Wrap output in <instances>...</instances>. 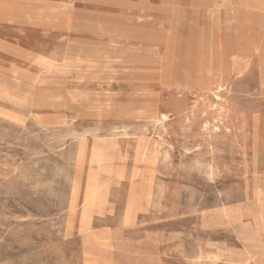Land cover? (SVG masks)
Instances as JSON below:
<instances>
[{
    "label": "rangeland",
    "instance_id": "1",
    "mask_svg": "<svg viewBox=\"0 0 264 264\" xmlns=\"http://www.w3.org/2000/svg\"><path fill=\"white\" fill-rule=\"evenodd\" d=\"M6 53L22 74L0 84L33 103L0 99V264H264V0H0ZM94 145L120 176L92 157L76 166ZM87 172L106 194H83ZM95 193L102 251L88 254L79 214Z\"/></svg>",
    "mask_w": 264,
    "mask_h": 264
},
{
    "label": "bare ground",
    "instance_id": "2",
    "mask_svg": "<svg viewBox=\"0 0 264 264\" xmlns=\"http://www.w3.org/2000/svg\"><path fill=\"white\" fill-rule=\"evenodd\" d=\"M237 53V52H236ZM233 63V62H232ZM47 70H50L51 68L50 67H47L46 68ZM231 74V73H230ZM75 75V74H74ZM77 75V74H76ZM79 76V75H78ZM94 76H96V75H94ZM259 83V82H258ZM127 85V84H126ZM178 85V84H177ZM228 85V84H227ZM179 86V85H178ZM185 86V85H184ZM213 86V85H212ZM176 87V86H175ZM180 87V86H179ZM181 88V87H180ZM189 88V87H188ZM220 88H222L221 87V85H218V86H216V90H220ZM190 89V88H189ZM215 89V88H214ZM213 89V90H214ZM11 91V89L10 88H8V87H5V86H2L1 84H0V99H3V100H6V101H13V102H15L16 104H19V105H21V106H25V105H31L32 103H33V101H32V99H31V97L29 96V95H27V94H21L20 92H19V94L16 92V94H14V95H12V93L10 92ZM214 94V93H213ZM75 96V95H74ZM78 96H81V95H78ZM83 96H85V95H83ZM216 96H217V98H219V96H218V94H216ZM93 98H95V97H93ZM99 98V97H98ZM92 100V99H91ZM30 108V107H29ZM191 111V110H190ZM29 112H31V111H29ZM0 115H2V116H11L6 110H3V109H1L0 108ZM41 115V114H40ZM36 116V115H35ZM38 116V115H37ZM61 116V115H60ZM59 116V117H60ZM161 116L162 117H165L166 115H164V114H161ZM58 117V119H60ZM15 119V117L13 118V120ZM64 119V118H63ZM18 120V119H17ZM55 120V119H54ZM159 120V119H158ZM11 121V120H10ZM31 121V120H30ZM53 121V120H52ZM63 121V120H62ZM60 122V123H63V122ZM220 121V120H219ZM59 122V121H58ZM51 123V122H50ZM53 123H56V120H55V122H52V124ZM70 123V122H69ZM22 124H24V123H22ZM30 124V123H29ZM1 125H2V123H1ZM7 125V124H6ZM5 125V129H6V132H7V126ZM32 125H34V124H32ZM55 125V124H54ZM56 125H58V124H56ZM67 125V124H66ZM10 126V125H9ZM212 126V125H211ZM3 127V126H2ZM1 127V128H2ZM145 127V126H144ZM9 129H10V127H9ZM19 129V128H18ZM27 129V128H26ZM22 130V129H21ZM30 130V129H29ZM4 131V130H3ZM16 131V130H15ZM14 131V132H15ZM24 130H22V132H23ZM28 131V130H27ZM18 132V131H17ZM3 132L1 131V134H2ZM11 133V132H10ZM9 133V134H10ZM19 133H21V132H19ZM16 134V133H15ZM14 134V135H15ZM24 134V133H23ZM45 134V133H44ZM26 135H28V133L26 134ZM111 135V134H110ZM5 136V135H4ZM7 136V135H6ZM22 136V135H21ZM30 136H32V135H30ZM30 136H28L29 138H30ZM39 136V135H38ZM84 136V135H83ZM203 136V135H202ZM25 137V136H24ZM80 137V136H79ZM81 138V137H80ZM202 138H204V137H202ZM23 139V138H22ZM26 139V138H25ZM34 139V138H33ZM32 139V140H33ZM17 140H19V139H17ZM27 140V139H26ZM25 140V141H26ZM36 140H37V138H36ZM86 140V139H85ZM155 140V139H154ZM4 141V140H3ZM9 141V140H8ZM15 141V140H14ZM13 141V142H14ZM24 140H23V142H25ZM80 141V140H79ZM19 142H20V140H19ZM38 142H40V141H38ZM85 142V141H84ZM165 142V141H164ZM212 142V141H211ZM8 143V142H7ZM77 143H78V140H77ZM80 143H81V141H80ZM87 143V142H86ZM163 143V142H162ZM24 145L23 146H25V143H23ZM151 144V143H150ZM159 144V143H158ZM161 144V143H160ZM10 145V144H9ZM8 145V146H9ZM27 145V144H26ZM31 145V144H30ZM42 145V144H41ZM79 145V144H78ZM82 145V144H81ZM228 145H230V144H228ZM2 146V145H1ZM7 146V147H8ZM19 146V145H18ZM23 146H21V147H23ZM43 146H45V144L43 145ZM118 146V145H117ZM137 146V145H136ZM153 146V145H152ZM160 146V145H159ZM25 147H27V146H25ZM24 147V148H25ZM56 148H57V146H55ZM59 147V146H58ZM194 147H196V146H194ZM198 147V146H197ZM233 147V146H232ZM10 148H11V145H10ZM45 148V147H44ZM46 148H48V147H46ZM45 148V149H46ZM193 148V147H192ZM35 149V148H34ZM34 149H32L31 148V150H34ZM49 149V148H48ZM54 149V148H53ZM77 149V148H76ZM119 148H117V150H118ZM140 149V148H139ZM39 150V149H38ZM44 150V149H43ZM57 150V149H56ZM55 150V151H56ZM137 150V149H136ZM150 150V149H149ZM218 150V149H217ZM28 151H30V150H28ZM40 151H42V150H40ZM59 151V150H58ZM57 151V152H58ZM147 151V150H146ZM154 151V150H153ZM33 152V151H32ZM31 152V153H32ZM48 152V151H47ZM50 152V151H49ZM54 152V151H53ZM59 152H61V151H59ZM156 152V151H155ZM154 152V153H155ZM28 153V152H27ZM26 153V154H27ZM143 153H144V151H143ZM150 153V152H149ZM231 153H233V151L231 152ZM244 153V152H243ZM25 154V153H24ZM62 154V153H61ZM120 154V153H119ZM157 154V153H156ZM46 155V154H45ZM55 155H56V152H55ZM58 155V154H57ZM56 155V156H57ZM117 155V154H116ZM116 155H114V153L111 151V149L109 148V147H103V146H100V145H94L89 151H88V153H86V150H85V147L84 146H79V149L77 150V153H76V163H77V167H78V165H80L81 164V162L83 161L82 160V158H84L85 159V157L84 156H86V158L88 157V158H93L94 159V161L95 162H97V163H99V171L100 172H103L104 174H106V175H109L110 177H117V176H120L121 175V169L118 167V166H115V164H113V161L114 160H116L117 159V156ZM121 155V154H120ZM155 155V154H154ZM159 155V154H158ZM235 155V154H234ZM26 156V155H25ZM31 156V155H30ZM4 157V156H3ZM60 157V156H59ZM245 157V156H244ZM24 158V157H23ZM42 158H44L43 156H42ZM91 158V159H92ZM157 158V157H156ZM212 158V157H211ZM27 159V158H26ZM158 159V158H157ZM187 159H189V158H187ZM191 159V158H190ZM28 160V159H27ZM62 160V159H61ZM121 161H122V159H120ZM192 160V159H191ZM212 160V159H211ZM223 160V159H222ZM256 160V159H255ZM11 161V160H10ZM66 161V160H65ZM69 161V160H68ZM90 161V160H89ZM145 161H147V160H145ZM150 161V160H149ZM156 161H158V160H156ZM200 161H201V159H200ZM34 162V161H33ZM33 162H32V164H33ZM38 162V161H37ZM53 162V161H52ZM61 162V161H60ZM71 162V161H70ZM190 162V161H189ZM226 162V161H225ZM233 162V161H232ZM17 163V162H16ZM36 163V162H35ZM64 163V162H63ZM68 163V162H67ZM74 163V162H73ZM92 163V162H91ZM154 163H156L155 161H154ZM229 163V162H228ZM56 164V163H55ZM75 164V163H74ZM145 164H146V162H145ZM150 164V163H149ZM223 164V163H222ZM234 164V163H233ZM240 164V163H239ZM31 165V164H30ZM34 165V164H33ZM69 165H71V164H69ZM134 165V164H133ZM132 165V166H133ZM155 165V164H154ZM232 165V164H231ZM35 166H36V164H35ZM50 166V165H49ZM55 166V165H54ZM59 166H60V164H59ZM62 166V165H61ZM64 166V165H63ZM67 166H68V164H67ZM72 166V165H71ZM139 166V165H138ZM156 166V165H155ZM203 166V165H202ZM211 166V165H210ZM237 166H239V165H237ZM245 166V165H244ZM51 167V166H50ZM58 167V166H57ZM80 167H81V165H80ZM140 167V166H139ZM231 167H233V166H231ZM60 169H61V167H59ZM211 168V167H210ZM74 169V168H73ZM76 169V168H75ZM81 169V168H80ZM203 169V168H202ZM45 170V169H44ZM49 170V169H48ZM59 170V169H58ZM151 170H153V169H151ZM200 170V169H199ZM199 170H197V171H199ZM204 170H206V169H204ZM207 170H208V168H207ZM213 170V169H212ZM59 171H61V170H59ZM80 171V170H79ZM145 171V170H144ZM154 171V170H153ZM209 171V170H208ZM207 171V172H208ZM40 172H42V171H40ZM45 172H47V171H45ZM73 172V171H72ZM78 172V171H77ZM148 172V171H147ZM151 172V171H150ZM51 172L49 171V174H50ZM198 173V172H197ZM200 173H202V172H200ZM213 173V172H212ZM76 174V173H75ZM74 174V175H75ZM80 174V173H79ZM206 174V173H205ZM211 174V173H210ZM214 174V173H213ZM41 175V174H40ZM43 175V174H42ZM78 175V174H77ZM79 176V175H78ZM143 176V175H142ZM211 176V175H210ZM74 177V176H73ZM76 177V176H75ZM185 177V176H184ZM187 177V176H186ZM52 178V177H51ZM172 178V177H171ZM170 178V179H171ZM189 178H191V177H189ZM211 178V177H210ZM230 178V177H229ZM74 179V178H73ZM73 179H72V182H73ZM80 179V178H79ZM152 179V178H151ZM169 179V178H168ZM173 179V178H172ZM2 180V179H1ZM130 180V179H129ZM149 180V179H148ZM167 180V179H166ZM174 180V179H173ZM134 181V180H133ZM172 181V180H171ZM199 181V180H198ZM143 182V181H142ZM150 183H152L151 181H149ZM149 182H148V184H149ZM202 182V181H201ZM5 183V182H4ZM35 183V182H34ZM145 183H147V182H145ZM191 183V182H190ZM205 183V182H204ZM214 183V182H213ZM255 183V182H254ZM7 184V183H6ZM72 184V183H71ZM114 184V183H113ZM183 184V183H182ZM194 184V183H193ZM20 185V184H19ZM79 185H80V183H79ZM97 186V187H102V189H101V191L104 193V194H106V192H105V189H104V183H102V184H99L98 183V175L96 174H90V173H88L87 172V175H86V180H85V186H84V192H83V194H87V191H88V189H86V187H89V186ZM115 185V184H114ZM226 185H227V183H226ZM225 185V186H226ZM73 186V185H72ZM113 186V185H112ZM151 186V185H150ZM149 186V187H150ZM263 186V185H262ZM261 186V187H262ZM7 188L9 187L8 185L6 186ZM76 187V186H75ZM74 187V188H75ZM80 187V186H79ZM142 187V186H141ZM143 187H144V185H143ZM153 187V186H152ZM186 187V186H185ZM184 187V185H183V188H185ZM190 187V186H189ZM224 187V186H223ZM260 187V186H259ZM261 187H260V189H261ZM73 188V187H72ZM146 188V187H145ZM187 188V187H186ZM216 188H217V186H216ZM99 189V190H100ZM149 189V188H148ZM152 189V188H151ZM230 189V188H229ZM257 189V188H256ZM17 190V189H16ZM45 190H46V188H45ZM53 190V189H52ZM51 190V191H52ZM72 190H74V189H71V192H72ZM78 190H79V188H78ZM150 190V189H149ZM186 190V189H185ZM197 190V189H196ZM195 190V191H196ZM218 190V189H217ZM227 189L225 188V191H226ZM231 190V189H230ZM13 191V190H12ZM37 191V190H36ZM40 191V190H39ZM7 192H8V189H7ZM30 193H31V191H29ZM33 192V191H32ZM70 192V193H71ZM147 192H149V191H147ZM197 192V191H196ZM259 192V191H258ZM11 193V192H10ZM13 193V192H12ZM26 193H28L27 191H26ZM54 193V192H53ZM209 192H207V194H208ZM221 193V192H220ZM222 193H224V191L222 192ZM226 193V192H225ZM228 193H229V191H228ZM262 193V192H261ZM260 193V194H261ZM5 194V193H4ZM56 194H57V192H56ZM74 194H76V193H74ZM77 194H79V193H77ZM101 194V193H100ZM182 194H183V192H182ZM189 194V193H188ZM197 194V193H196ZM200 194H202V193H200ZM212 194V193H211ZM9 195H11V194H9ZM224 195V194H223ZM240 195V194H239ZM259 195V194H258ZM257 195V196H258ZM6 196V195H5ZM15 196V195H14ZM147 196H148V193L146 194L145 193V191L143 190V189H141V191H139V192H136V191H131V194H130V196H129V200H128V206H127V208H126V212H124V213H126L125 215L127 216V217H129L130 216V218L134 215V203H135V201L138 199L140 202H141V204H142V206L145 204V201L147 200ZM200 196V195H199ZM217 196H218V194H217ZM231 196V195H230ZM3 197V196H2ZM241 197V196H240ZM239 197V198H240ZM243 197V196H242ZM204 198V197H203ZM210 198V197H209ZM214 198H217V197H214ZM226 198V197H225ZM225 198H223L224 200H226ZM231 198V197H230ZM238 198V199H239ZM197 199V198H196ZM257 199H259V196L257 197ZM257 199H256V201H257ZM102 200V199H101ZM100 200V198H99V193H95V194H93L92 195V200H91V203L88 205V212H82L81 214H79V227H80V229L82 230V231H84L85 232V237H86V239H84L85 240V245L84 244H82V245H84L85 246V251H86V253H88V254H90L91 253V251L95 248V250H97L98 252H101L102 251V245H101V243H99L98 244V247H97V245H96V242L94 241V239H91V237H89V233L90 232H92V231H90V232H88V228H89V225H90V222L92 221V219H93V217L95 218L96 216H93V214L94 213H100V211L104 208V204H106V201H101ZM195 200V199H194ZM204 200V199H203ZM202 200V201H203ZM212 200V199H211ZM214 200V199H213ZM242 200V199H241ZM149 201V200H148ZM201 201V202H202ZM214 201H217V199L216 200H214ZM239 201V200H238ZM115 202V201H114ZM147 202V201H146ZM188 202V201H187ZM259 202V201H258ZM151 203V202H150ZM182 203V202H181ZM185 203V202H184ZM194 203V202H193ZM199 203V202H198ZM197 203V204H198ZM218 203V202H217ZM77 204V203H76ZM114 204V206H115V203H113ZM183 204V203H182ZM196 204V203H195ZM195 204H193V205H195ZM209 204V203H208ZM219 204V203H218ZM220 204H221V202H220ZM223 204V203H222ZM221 204V205H222ZM225 204V203H224ZM250 204V203H249ZM110 205V204H109ZM108 205V206H109ZM185 205V204H184ZM193 205H191V206H193ZM200 205H201V203H200ZM214 205H216V204H214ZM251 205H252V203H251ZM84 206V205H83ZM196 206V205H195ZM204 206H206V205H204ZM210 205H208V207H209ZM220 206V205H219ZM257 206V205H256ZM111 206H109V208H110ZM148 207V206H147ZM183 207V206H182ZM207 207V208H208ZM216 207V206H215ZM112 208V207H111ZM180 208V207H179ZM198 209V208H197ZM202 209V208H201ZM148 210V209H147ZM181 210H183V209H181ZM180 210V211H181ZM238 211H239V209H237ZM261 210V209H260ZM143 211H145V210H143ZM196 211V210H195ZM112 212V211H111ZM148 212H149V210H148ZM185 213H187V212H185ZM228 213V212H227ZM261 213V212H260ZM107 214V213H106ZM179 214H181V213H179ZM124 215V214H123ZM228 215V214H227ZM226 215V216H227ZM234 215V214H233ZM137 216V215H136ZM194 216H196V215H194ZM262 216V215H261ZM260 216V217H261ZM140 217V216H139ZM231 217V216H230ZM234 217V216H233ZM260 217H258V218H260ZM11 218V217H10ZM180 218V217H179ZM179 218L177 219V220H179ZM190 218V217H189ZM195 218H197V217H195ZM194 218V219H195ZM229 218V217H228ZM256 218V217H255ZM255 218H254V220H255ZM262 218V217H261ZM99 219V218H98ZM97 219V220H98ZM187 219H188V216H187ZM250 219V218H249ZM251 219H252V217H251ZM6 220V219H5ZM8 220V219H7ZM199 220H200V218H199ZM230 220V219H229ZM257 220V219H256ZM255 220V221H256ZM67 221V220H66ZM68 221H71V219H69ZM99 221H100V219H99ZM176 221V220H175ZM180 221V220H179ZM198 221V220H197ZM197 221H195V222H197ZM233 221V220H232ZM236 221H237V219H236ZM242 221V220H241ZM169 222V221H168ZM182 222V221H181ZM181 222H179V223H181ZM189 222H192V221H189ZM9 223V222H8ZM75 223H76V221H75ZM99 223V222H98ZM159 223H161V222H159ZM184 223V222H183ZM186 223V222H185ZM194 223V222H193ZM231 223V222H230ZM229 223V221H228V224H230ZM251 223H252V220H251ZM69 224V223H68ZM77 224V223H76ZM131 224V223H130ZM156 224V223H155ZM162 224H163V222H162ZM173 224V223H172ZM171 223H170V225H172ZM176 224V222H174V225ZM187 224V223H186ZM189 224V223H188ZM234 224V223H233ZM239 224V223H238ZM237 224V225H238ZM244 224H246V223H244ZM250 224V223H249ZM256 224H257V222H256ZM51 225V224H50ZM66 225V224H65ZM161 225V224H160ZM165 225V224H164ZM235 225V224H234ZM242 225V224H241ZM253 225V224H252ZM262 225V224H261ZM1 227H2V225H0ZM6 226V225H5ZM74 226H75V224H74ZM149 226V225H148ZM151 226V225H150ZM162 226V225H161ZM173 226V225H172ZM176 226V225H175ZM258 226V225H257ZM143 227H145V226H143ZM147 227V226H146ZM153 227V226H152ZM177 227H180V225H178ZM204 227V226H203ZM234 227V226H233ZM249 227L250 226H248V231H249ZM256 227V226H255ZM255 227H254V229H255ZM6 228V227H5ZM71 228V227H70ZM73 228V227H72ZM104 228V227H103ZM149 228V227H148ZM154 228V227H153ZM156 228V227H155ZM191 228V227H190ZM236 228V227H235ZM234 228V229H235ZM239 228V227H238ZM237 228V229H238ZM241 228V227H240ZM245 228V227H244ZM244 228H242L241 230H242V234L241 235H243V234H245L246 233V235H247V233H248V231L247 230H245ZM247 228V227H246ZM258 228H260V227H257L256 229H258ZM11 229V228H10ZM24 229V228H23ZM38 229H40V228H38ZM142 229V228H141ZM162 229V228H161ZM178 229V228H177ZM180 229V228H179ZM253 229V228H252ZM253 229V230H254ZM255 229V230H256ZM5 230V229H4ZM93 230V229H92ZM97 230V229H96ZM109 229H107V231H108ZM182 230V229H181ZM225 230V229H224ZM253 230H250L251 231V233H253L252 231ZM71 231V230H70ZM186 231V230H185ZM200 231H202V230H200ZM233 231V230H232ZM240 231V230H239ZM247 231V232H246ZM259 231V230H258ZM261 231V230H260ZM68 232V231H67ZM109 232V231H108ZM151 232V231H150ZM189 232V231H188ZM65 233V232H64ZM70 233V232H69ZM104 233V232H103ZM197 233V232H196ZM237 233V232H236ZM250 233V234H251ZM256 233V232H255ZM254 233V234H255ZM67 234V233H66ZM98 234V233H97ZM154 234V233H153ZM195 234V233H194ZM239 234V233H238ZM238 234H237V236H238ZM257 234H258V232H257ZM99 235V234H98ZM97 235V236H98ZM105 235H106V233H105ZM206 235H208V234H206ZM205 235V236H206ZM223 235V234H222ZM53 236V235H52ZM91 236V235H90ZM93 236V235H92ZM96 235H95V233H94V236L93 237H95ZM216 236V235H215ZM219 236V235H218ZM236 236V237H237ZM240 236V235H239ZM253 236V235H252ZM92 237V238H93ZM104 237V236H103ZM107 237V236H106ZM113 237V236H112ZM111 237V238H112ZM148 237H149V235H148ZM155 237H157V236H155ZM234 237H235V235H234ZM241 237V236H240ZM248 237V236H247ZM253 237H256V236H253ZM263 237H264V234H263ZM98 238V237H97ZM110 238V239H111ZM222 238V237H221ZM243 238V237H242ZM244 238H246V237H244ZM243 238V239H244ZM43 239V238H42ZM104 239V238H103ZM241 239V238H240ZM240 239H238L239 240V242H240ZM247 239V238H246ZM259 240L261 239V238H258ZM46 240V239H45ZM44 240V241H45ZM83 240V239H82ZM134 240V239H133ZM139 240V239H138ZM151 240H152V237H151ZM215 240V239H214ZM237 240V241H238ZM245 240V239H244ZM254 240V239H253ZM256 240V239H255ZM258 240V241H259ZM140 241V240H139ZM154 241V240H153ZM225 241V240H224ZM83 242V241H82ZM110 242H112V241H110ZM43 243V242H42ZM41 243V244H42ZM50 242H48V244H49ZM108 243V242H107ZM206 243V242H205ZM38 244V243H37ZM48 244H46V245H48ZM117 244V243H116ZM207 244H209V241H208V243ZM260 244V243H259ZM108 245V244H107ZM113 245V244H112ZM227 245V244H226ZM230 245V244H229ZM240 245V244H239ZM239 245H237V246H239ZM111 246V245H110ZM140 247V246H139ZM230 248H233V247H230ZM226 249H227V247H226ZM250 249V248H249ZM228 250V249H227ZM207 251V250H206ZM205 251V252H206ZM208 252V251H207ZM216 253V252H215ZM222 253V252H221ZM227 253V252H226ZM225 253V254H226ZM26 254V253H25ZM94 254V253H93ZM105 254V253H104ZM107 254V253H106ZM105 254V255H106ZM133 254V253H132ZM156 254V253H155ZM192 254V253H191ZM212 254H213V252H212ZM211 254V255H212ZM24 255V254H23ZM91 255V254H90ZM90 255L88 256V263L87 264H112L110 261H109V259H105V258H103V259H101V257H100V259L99 258H93V257H90ZM138 255V254H137ZM209 255V254H208ZM231 255V254H230ZM254 255V254H253ZM221 256V255H220ZM226 256V255H225ZM234 256V255H233ZM239 256V255H238ZM149 257H150V255H149ZM200 257V256H199ZM222 257V256H221ZM109 258H111V257H109ZM143 258V257H142ZM230 258H232V257H230ZM86 259V260H87ZM196 259V258H195ZM208 259H211V257H208ZM214 259V258H213ZM212 259V260H213ZM217 259V258H216ZM194 260V259H193ZM215 260V259H214ZM219 260V259H218ZM234 261H235V259H234ZM248 261V260H247ZM246 261V262H247ZM85 262H87V261H85ZM245 262V263H246ZM3 264V263H2ZM247 264V263H246Z\"/></svg>",
    "mask_w": 264,
    "mask_h": 264
},
{
    "label": "crops",
    "instance_id": "3",
    "mask_svg": "<svg viewBox=\"0 0 264 264\" xmlns=\"http://www.w3.org/2000/svg\"><path fill=\"white\" fill-rule=\"evenodd\" d=\"M23 64L16 56L4 54L0 58V74H22Z\"/></svg>",
    "mask_w": 264,
    "mask_h": 264
}]
</instances>
